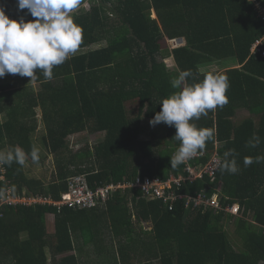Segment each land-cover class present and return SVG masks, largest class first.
I'll return each mask as SVG.
<instances>
[{"label": "trees", "instance_id": "trees-1", "mask_svg": "<svg viewBox=\"0 0 264 264\" xmlns=\"http://www.w3.org/2000/svg\"><path fill=\"white\" fill-rule=\"evenodd\" d=\"M0 6L12 19H34L27 9L17 10L16 0H0ZM72 16L83 29V42L54 67L51 80L38 71L39 91L31 84L0 82V151L19 146L29 154L26 162L43 165L53 154L56 164L51 179L29 175L26 162L4 165L6 188L12 186L14 193L27 188L40 200L4 209L0 264H83L79 250L104 254L108 262L109 254L121 253L125 261L127 242L140 243L150 264L264 263V162L243 165L246 156L264 155V41L252 51L256 39L264 37V0H81ZM175 38L185 44L171 47ZM166 57H173L176 67L170 69ZM227 58L238 66L201 69ZM178 70L195 74L188 84L208 73L223 74L230 83L229 103L193 122L216 130L199 161L206 163L218 143L214 150L222 156L230 149L238 153L240 171L219 170L183 188L190 193L220 189L222 208L192 210L179 201L169 210L158 199L137 198L140 192L131 188L111 190L95 205L81 208L41 200H60L69 177L82 173L92 189L133 180L139 173L163 179L186 173V164H170L180 146L174 126L166 124L163 136L140 137L142 120L153 119L162 100L179 91L170 83ZM129 102L137 105L134 117L128 114ZM84 131L104 137L92 148L75 151L68 137ZM254 135L261 142L250 148L247 142ZM33 147L39 149L38 163L30 157ZM234 203L240 204L237 216L225 209ZM48 216H53V232ZM144 221L150 229L141 226ZM231 221L238 243L227 229Z\"/></svg>", "mask_w": 264, "mask_h": 264}, {"label": "clouds", "instance_id": "clouds-1", "mask_svg": "<svg viewBox=\"0 0 264 264\" xmlns=\"http://www.w3.org/2000/svg\"><path fill=\"white\" fill-rule=\"evenodd\" d=\"M16 5L18 11L27 9V14L34 19L27 22L23 16L18 20L12 19L0 6V78L6 74H19L34 80L39 71L46 80H51L54 67L64 64L83 42V29L72 16L81 6V0H16ZM177 41L178 38L170 40L172 47L183 45ZM189 77L195 79L191 70H178V75L170 83L173 89L179 91L164 98L160 104L161 110L149 121L152 126L163 122L176 129L174 137L180 141V146L171 156L172 168L187 163L205 149L206 142L215 140V128H198L193 121L229 103L227 92L230 83L227 76L208 73L203 80L193 84L187 83ZM260 142V137L254 135L247 146L256 148ZM28 155L19 146L6 152L0 151V166H11L13 163L23 166ZM236 156L238 153L230 149L223 154L222 161L218 160L222 173L237 174L240 171ZM30 157L33 163H38L39 149L33 147ZM261 162H264V155L246 156L243 159L245 167ZM79 175L86 176L83 173ZM3 195L4 191L0 190V196ZM132 214L135 219V211Z\"/></svg>", "mask_w": 264, "mask_h": 264}, {"label": "built area", "instance_id": "built-area-1", "mask_svg": "<svg viewBox=\"0 0 264 264\" xmlns=\"http://www.w3.org/2000/svg\"><path fill=\"white\" fill-rule=\"evenodd\" d=\"M258 4L259 3H257V6ZM263 41L264 37L256 39L252 51ZM219 146L220 145L217 143L215 148ZM214 149L206 163L199 161L206 155V152L202 151L196 157L185 163L186 166L184 170L186 173L171 174L167 179L139 174L133 181H119L117 183H111L109 185L99 186L96 189H92L89 187L85 175H75L69 178L68 190L62 193L60 200L54 201L55 199L50 196L49 198L45 197V200H41L53 202L59 207L69 205L70 207L81 208L95 205L97 198L107 195L111 190L115 191L122 188H134L140 190L143 198L148 200L160 199L169 210H173L178 201H183L188 208H214L217 210L224 205L220 201V189L218 192L213 193H209L207 188H204L195 194L180 192V189L187 184V181L193 182L197 178L205 175L214 177L218 173L220 170L218 167V160L222 161L223 156ZM4 182L9 183V180L6 178V169L3 165L0 166V190L4 191V195L0 196V217L3 216V211L7 207L18 205L25 206L34 201L40 200L34 198L27 188H24L22 192L14 193L12 186L6 188ZM137 197L139 198L140 196ZM225 209L231 214H240L239 203L228 204L225 206Z\"/></svg>", "mask_w": 264, "mask_h": 264}, {"label": "rangeland", "instance_id": "rangeland-1", "mask_svg": "<svg viewBox=\"0 0 264 264\" xmlns=\"http://www.w3.org/2000/svg\"><path fill=\"white\" fill-rule=\"evenodd\" d=\"M152 16L156 17V13L154 11H153ZM177 42L179 44H185V41L184 40L180 41V38H178ZM99 46H100V43L93 44L92 48L93 49L98 48ZM85 50H87V48L84 49V51ZM165 63L168 65V67L170 69H172L173 67H176L173 57H166ZM237 64L238 63H237L236 59L227 58V59H222L220 61H214V62L210 63V65L209 64H203L201 69H202V71H208L211 69H219V71H223L224 69L234 67L235 65L237 66ZM25 79H29V77H21L19 74H6L3 78H0V82L1 81H6V82L7 81H12V82L15 81V83H16L15 86L18 87V86H21L24 84H28V82L26 83ZM33 82H36V84H33ZM29 83L32 85L31 87L34 88L35 91L40 90L41 84L37 81V78L34 80H30ZM136 107H137V105L132 104V102L128 104V114L130 117L135 116L134 112L136 111ZM37 111H39L38 117H41V110L39 108H37ZM247 114H248V112L247 113H245V112L239 113V115H241V116H245ZM150 120H152V119L150 118ZM150 120L148 118L143 119V123L141 125V130H140V132H141L140 137L142 139H149V138L153 137L154 135H157V136L165 135L164 132L166 131L165 130L166 124L161 122L155 126H152L149 123ZM38 133L39 132H37V134ZM103 137H104L103 132L92 133V132L84 131L81 133H76V134L70 135L68 137V141H69L71 147L76 151V150H79V149H81L87 145L89 146V148L94 147V145L97 144ZM163 144H164V141H162V145ZM5 150H7L6 147H5ZM88 157L90 158V153H89ZM26 166H27V172L29 175L35 176L37 178L51 179L52 175L56 171L55 155L49 154L43 165L31 164L29 162H26ZM51 218H53V216ZM143 224H145L146 228L151 227L150 222H143ZM234 228H235L234 222L231 221L230 224L227 225V229L231 233L230 236L232 237L233 241L238 243L241 241V239H239V237H236V232H234ZM49 231L53 232V225L50 226ZM93 254H94V252L91 251V256ZM139 260H141V259L139 258ZM87 261L90 264V256L89 255H88ZM92 264H96V263H92ZM261 264H264V263H261Z\"/></svg>", "mask_w": 264, "mask_h": 264}, {"label": "crops", "instance_id": "crops-1", "mask_svg": "<svg viewBox=\"0 0 264 264\" xmlns=\"http://www.w3.org/2000/svg\"><path fill=\"white\" fill-rule=\"evenodd\" d=\"M236 66V65H235ZM238 66V65H237ZM30 80H31V78H29V79H25V81H26V83L28 82V84H30L29 82H30ZM33 84H36V82H33ZM38 84V83H37ZM25 85V84H24ZM35 86V85H34ZM129 103H131V102H129ZM128 103V104H129ZM149 120H150V118H148ZM152 119V118H151ZM142 123H143V120H142V122H141V125H142ZM154 177H158V176H154ZM161 178V177H160ZM187 187V186H186ZM186 187H182L181 189H180V192H186V193H190V192H187V191H184L183 190V188H186ZM204 189V188H203ZM203 189H201V190H203ZM132 190H134L135 192H138L139 193V190H136V189H132ZM200 190H198V191H195V193H197V192H199ZM214 192H218V191H214ZM195 193H191V194H195ZM140 194H141V192H140ZM134 193H133V197H134ZM179 202V201H178ZM178 202H176V204L178 203ZM176 204H175V206H176ZM185 205V204H184ZM185 208L186 209H192V210H204V209H198V208H188V207H186L185 206ZM52 217V216H51ZM50 216H48V221H47V224H48V227L50 228V226L51 225H53V218H51ZM141 226H143L144 227V229H149V228H146L145 227V224H141ZM127 244H128V248H130V247H132L133 245H134V243L133 244H129V242H127ZM117 245H118V241H114V242H111L110 243V246H111V248H113V250L117 247ZM127 248V246H125V249H126V251H125V254H127V258H125L124 260L125 261H123L121 258H119L120 257V255H121V253H119V254H117V255H111V254H109L110 255V257H111V261L110 262H108V261H106L104 258H103V256H104V254L102 255L101 253L100 254H97V253H95L94 252V254L91 256V252H88V253H86L85 251H78V254H79V257H80V259H81V261L83 262V264H89L88 263V261H87V259H88V255L90 256V264H92V263H96V264H135V263H137V264H148L149 262H147V260L145 259V249H143L142 247H141V245H140V243L139 244H137V245H134L131 249H128ZM128 249V250H127ZM138 257V258H137ZM139 258L141 259V260H139ZM155 259V258H154ZM150 264V263H149ZM152 264H161L160 263V260H153L152 261Z\"/></svg>", "mask_w": 264, "mask_h": 264}, {"label": "water", "instance_id": "water-1", "mask_svg": "<svg viewBox=\"0 0 264 264\" xmlns=\"http://www.w3.org/2000/svg\"><path fill=\"white\" fill-rule=\"evenodd\" d=\"M183 40V38H180V41H182Z\"/></svg>", "mask_w": 264, "mask_h": 264}]
</instances>
